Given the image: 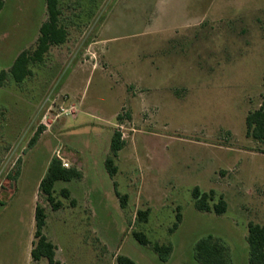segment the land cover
Here are the masks:
<instances>
[{
  "label": "rangeland",
  "instance_id": "rangeland-1",
  "mask_svg": "<svg viewBox=\"0 0 264 264\" xmlns=\"http://www.w3.org/2000/svg\"><path fill=\"white\" fill-rule=\"evenodd\" d=\"M3 1L0 264H49L31 256L39 205L62 264H200L196 246L209 236L232 264H251L264 143L246 120L264 106V0H58L67 41L22 83L10 69L37 48L47 0ZM117 132L124 147L113 157ZM53 158L82 173L55 185L58 210L40 190ZM197 188L211 211L196 208ZM156 244L172 247L167 261Z\"/></svg>",
  "mask_w": 264,
  "mask_h": 264
},
{
  "label": "trees",
  "instance_id": "trees-1",
  "mask_svg": "<svg viewBox=\"0 0 264 264\" xmlns=\"http://www.w3.org/2000/svg\"><path fill=\"white\" fill-rule=\"evenodd\" d=\"M4 7V1L0 0V12ZM47 9L49 19L42 24L40 28V36L38 39L37 48L33 51L22 52L12 65L10 74L17 83H22L28 76L32 74L30 69L31 64L41 63L44 61L45 55L48 53L52 46H58L66 43L68 38L67 30L60 26V15L58 0H47ZM7 74L5 71L0 73V85L5 80ZM248 135L254 139L264 143V106L249 114L246 120ZM38 140L37 135L32 140V145ZM124 142L121 141V135L117 132L112 139L111 152L113 157H117L118 153L123 149ZM106 168L111 176L117 174V167L115 160L112 157H108L106 160ZM82 173L76 168H65L58 158H53L50 162L48 171L45 177L40 183V190L46 195L48 202L55 210L61 208V202L56 201L54 196L55 185L59 181L69 182L73 179H81ZM65 197L70 196L68 189L63 190ZM117 195L121 199L123 207L127 205V196ZM197 188L194 191V197L196 199V208L199 211H211L209 194H202ZM215 210L218 214H223L226 211V203L221 201L219 205H216ZM148 217L147 212H139L138 218L140 220H146ZM47 214L46 210L42 206H37L35 213L36 220V243L31 251L32 259L35 262H39L46 259L49 264H62L56 260V246L47 238L44 234V228L46 226ZM180 219V217H179ZM180 222V220L178 221ZM178 227L176 223L175 228ZM135 238L138 242L144 246H147L148 241L143 233H135ZM248 243L250 247V263L251 264H264V226L250 224ZM155 252L159 255L160 260L167 261L172 253V247L159 246L154 247ZM195 257L200 264H232L228 258V248L218 240H214L212 236H209L201 240L195 250ZM119 264H136L133 260L127 257H119Z\"/></svg>",
  "mask_w": 264,
  "mask_h": 264
},
{
  "label": "built area",
  "instance_id": "built-area-1",
  "mask_svg": "<svg viewBox=\"0 0 264 264\" xmlns=\"http://www.w3.org/2000/svg\"><path fill=\"white\" fill-rule=\"evenodd\" d=\"M72 113H74V111H71V114ZM70 113H68V115H69ZM61 159V158H60ZM62 160V162H63V166L65 167V168H69V165L63 160V159H61Z\"/></svg>",
  "mask_w": 264,
  "mask_h": 264
}]
</instances>
